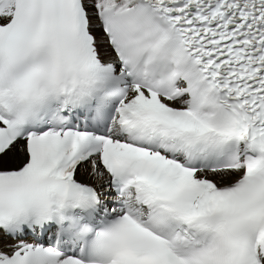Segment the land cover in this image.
<instances>
[{
  "label": "snow or ice",
  "instance_id": "1",
  "mask_svg": "<svg viewBox=\"0 0 264 264\" xmlns=\"http://www.w3.org/2000/svg\"><path fill=\"white\" fill-rule=\"evenodd\" d=\"M0 264H264V0H0Z\"/></svg>",
  "mask_w": 264,
  "mask_h": 264
}]
</instances>
